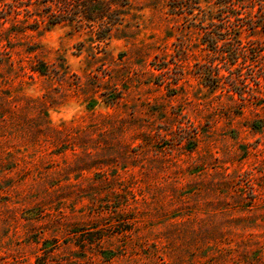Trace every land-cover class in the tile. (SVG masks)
<instances>
[{
  "label": "rangeland",
  "instance_id": "rangeland-1",
  "mask_svg": "<svg viewBox=\"0 0 264 264\" xmlns=\"http://www.w3.org/2000/svg\"><path fill=\"white\" fill-rule=\"evenodd\" d=\"M114 1L0 0V264H264V33L230 66L213 0Z\"/></svg>",
  "mask_w": 264,
  "mask_h": 264
},
{
  "label": "trees",
  "instance_id": "trees-1",
  "mask_svg": "<svg viewBox=\"0 0 264 264\" xmlns=\"http://www.w3.org/2000/svg\"><path fill=\"white\" fill-rule=\"evenodd\" d=\"M176 1L180 2L179 9L182 11L188 8L189 11L187 12H193L194 6H197L198 10L202 11L199 9L201 0ZM213 1L216 5V12L220 13L214 15L219 23L211 22L208 27L201 25L200 30L206 40L204 44L208 45L211 50L216 51L217 41L219 39L225 40V37L229 36L231 41L237 44V46L232 45L230 49L228 62L230 66L237 64L241 52L250 53V50H254V54H259L258 46L250 48V46L241 44V35L245 30H261L264 33V0H253L254 3H251V8L255 4L258 5V12L253 17L246 14V10L250 6H247L244 0ZM40 4L44 8V13L39 16L45 18L53 26L63 24L76 29H83L87 26L92 31L99 33L103 28L109 27L112 29L117 24L113 22L104 23L105 19H109L112 15L113 7L117 4L114 0H40ZM101 36L99 38L102 41L109 38V34ZM38 72L44 74L42 69L38 70ZM236 82L237 79H234L232 83L234 87L237 84Z\"/></svg>",
  "mask_w": 264,
  "mask_h": 264
}]
</instances>
